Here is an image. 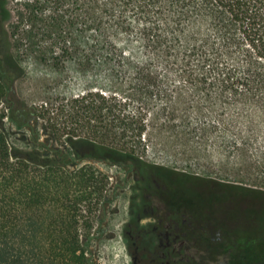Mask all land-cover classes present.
Instances as JSON below:
<instances>
[{"label": "trees", "instance_id": "1", "mask_svg": "<svg viewBox=\"0 0 264 264\" xmlns=\"http://www.w3.org/2000/svg\"><path fill=\"white\" fill-rule=\"evenodd\" d=\"M29 57L83 89L28 104ZM0 106V264H94L131 180L153 264H264V0H0ZM209 150L233 180L152 157Z\"/></svg>", "mask_w": 264, "mask_h": 264}, {"label": "rangeland", "instance_id": "2", "mask_svg": "<svg viewBox=\"0 0 264 264\" xmlns=\"http://www.w3.org/2000/svg\"><path fill=\"white\" fill-rule=\"evenodd\" d=\"M22 77L15 82L17 94L25 99L28 104H39L48 96L54 97L58 92L67 91L73 94L83 88L76 80V74L70 71L56 70L53 67L43 64L35 58L29 57L22 60ZM4 112V106H0ZM7 122V120H5ZM207 161H174L168 159L161 152H154L152 157L157 162H167L180 169L195 172L215 178L233 180L238 170L232 165L224 164L223 154L217 151H207L200 154ZM220 162L223 164L220 165ZM219 163V165H218ZM99 166L111 174H120L116 167L99 164ZM133 181H128L124 191L118 197H111L107 205V214L104 215L103 223L106 231L102 232V225L96 223L97 213L89 214V223L93 226V239L90 241L91 258L94 264H153V255L147 258L148 251L146 240L137 236L138 240L130 232H126V224L130 220V206L132 190L130 186ZM49 202V201H48ZM86 212L83 215H87ZM154 222L153 219L143 221V225ZM106 224V225H105ZM130 229V228H129ZM145 240V241H144ZM137 248H133L134 245Z\"/></svg>", "mask_w": 264, "mask_h": 264}, {"label": "flooded vegetation", "instance_id": "3", "mask_svg": "<svg viewBox=\"0 0 264 264\" xmlns=\"http://www.w3.org/2000/svg\"><path fill=\"white\" fill-rule=\"evenodd\" d=\"M147 219H149V220H150L151 218H147ZM147 219H145V220H147ZM153 221H154V219H153ZM142 223H143V221H142Z\"/></svg>", "mask_w": 264, "mask_h": 264}]
</instances>
